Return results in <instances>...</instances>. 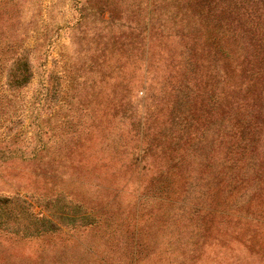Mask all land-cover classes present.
<instances>
[{"label":"rangeland","instance_id":"374dc122","mask_svg":"<svg viewBox=\"0 0 264 264\" xmlns=\"http://www.w3.org/2000/svg\"><path fill=\"white\" fill-rule=\"evenodd\" d=\"M176 6L172 0H0V197L18 199L15 219L0 229V264H130L129 221L139 172H127V164H99L114 153L138 160L143 155L131 132L143 110L139 83L145 63H153L150 55L164 44L157 41L162 15ZM19 53L28 57L32 78L19 90H7L5 72ZM240 54L247 52L242 48ZM236 63V71L227 65L229 81L242 91L250 64L243 57ZM252 65L261 74L248 86L245 98L252 101L244 108H257L264 157V62L255 58ZM126 81L136 90L125 99ZM228 85L222 87L226 108L238 91ZM111 104L124 111L126 126L113 117ZM247 117L239 119L246 123ZM116 186L122 189L117 203L125 226L107 240L94 230V209ZM33 207L41 210L37 218L30 215ZM229 215L211 218L198 239L157 226L160 217L143 211L139 264H264V219L244 222L249 215ZM196 240L193 248L189 242Z\"/></svg>","mask_w":264,"mask_h":264},{"label":"trees","instance_id":"16d2710c","mask_svg":"<svg viewBox=\"0 0 264 264\" xmlns=\"http://www.w3.org/2000/svg\"><path fill=\"white\" fill-rule=\"evenodd\" d=\"M172 1L177 6L162 15V31L157 37L164 44L150 55L153 63H145L139 83L145 89L143 110L132 123L136 127L131 132L143 155L138 160L133 155L114 153L101 157L108 162L99 164L104 169L111 168V163L127 164V172L132 169L140 173H135L140 176L136 178V188L140 189L129 221L130 264L141 261L143 211L148 218L160 217L157 226L198 239L203 238L208 221L218 214L241 219L243 214L249 215L244 222L264 219V157L259 152L254 116L257 108L251 104L246 113L244 108L252 101L245 98L251 89L248 86L261 74L252 63L255 58L264 62V0ZM246 2L249 6L243 7ZM166 43L176 46L166 48ZM242 48L247 54H240ZM240 57L250 64L242 91L229 81V66L236 71ZM98 63L103 65L105 59ZM119 65L122 68L124 62ZM4 77L7 90L25 87L32 78L28 57L17 54ZM226 83L234 92L238 90L237 100L231 96L227 100L228 108L222 91ZM125 85L126 99L136 87L128 81ZM110 107L113 117H119L121 126H126L124 111L117 104ZM246 116V123H242L239 118ZM117 145L124 146L120 142ZM116 187L113 196L94 209V230L101 231L107 240L125 226L123 207L117 203L122 189ZM16 200L0 197V229L15 219ZM20 200L19 204L29 203ZM144 204L151 205L143 210ZM40 214L41 210L36 212L34 207L30 212L33 218ZM198 242L189 244L194 248Z\"/></svg>","mask_w":264,"mask_h":264}]
</instances>
